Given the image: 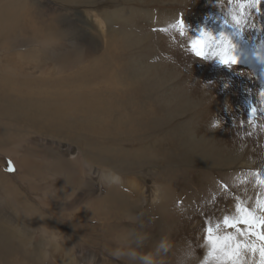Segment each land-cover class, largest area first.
<instances>
[{"label":"rangeland","instance_id":"1","mask_svg":"<svg viewBox=\"0 0 264 264\" xmlns=\"http://www.w3.org/2000/svg\"><path fill=\"white\" fill-rule=\"evenodd\" d=\"M237 15L236 0H0V105L12 108L0 110V173L68 250L52 259L23 245L35 228L15 233L0 214V264H243L244 255L261 264L248 247L233 260L208 241L258 245L245 224L226 222L253 210L262 219L264 6ZM201 29L226 36L240 63L221 64L219 43L198 59L190 44ZM81 81L104 110L67 138L44 120L80 104L67 92ZM6 151L56 192L66 183L53 172L66 164L74 187L43 209V192L20 183Z\"/></svg>","mask_w":264,"mask_h":264},{"label":"bare ground","instance_id":"2","mask_svg":"<svg viewBox=\"0 0 264 264\" xmlns=\"http://www.w3.org/2000/svg\"><path fill=\"white\" fill-rule=\"evenodd\" d=\"M245 83H247V82H245ZM90 85H91V83H89L87 81H81L80 84L79 83L76 84V82H74L73 85H72L73 87L68 90L67 94L70 95V96L75 97L76 99H79V103L80 104L77 106V103H76L77 101H76L74 103V105H67V106H62V107H54L52 109L51 113L44 120V125L47 126L48 128H50L54 133H56L58 135H62V133L65 132V134H66L65 137H67V138H69L72 135L71 134L72 131H76L77 129H84V130L92 129V127H90L91 126V122L89 120H94V119L98 120L95 114L99 115L104 110V107H103V104H102V99L100 98V96H98L96 94V92H92V96L93 97H91V96H87V94H85V93H90L89 92L90 89L88 90V88H86V89H84V91L79 89L80 87L84 88V86L90 87ZM247 85H248V83H247ZM260 87L261 86H259V89H260ZM0 90H2L1 87H0ZM97 90H100L99 87H97ZM261 91L264 94V85H262ZM114 92H116V91H114ZM127 93H129V95H132L134 93V89L128 90ZM14 94H17L19 97L21 96V92H19V91H12V95H14ZM86 98H88V99H86ZM262 102H264V101H262ZM259 109L261 111H264V103L260 105ZM0 110L2 112H4V113H7L9 111H12V108L10 106H8V105H0ZM57 131H59V133H57ZM74 133H76V132H74ZM19 143H20V141H19ZM6 152H9V151H6ZM9 153L13 154L12 152H9ZM259 153H260V151H259ZM15 154L17 156H15L14 154L13 155L15 156V158L17 160L18 168L20 169V173H19L20 183L26 185V187H28V189L31 190L32 193L33 192H35V193L43 192V194L41 195V199H42L41 207L43 209L44 208H46V209L47 208H50V209L53 208L55 206V204L58 201H61L62 197L64 195H66L68 191L71 190V187H74L75 176H74V174L72 175V171L68 170V167H67L66 164L65 165H57L55 167L56 173H54L55 171L53 170L54 171L53 175L61 176L64 179V182L66 183V185L64 186V188L60 192H56V191H53L54 186L52 184L42 183V181L36 179L33 175H31L29 173L30 171L28 172V169H27L29 167L26 166L27 163L25 164V162L21 158V155L19 153H17V152H15ZM76 162H77L75 164L76 169H73L74 173H76L77 171L81 172L82 168H83V162H82L81 159H78ZM39 167L43 169L42 165H39ZM103 179L105 181L109 182L110 185L113 184V183L114 184H123V185H125L124 178L120 177L119 175H116L114 173H108L106 176H104ZM12 185L13 184H9L8 182H6V180L4 179V176L0 173V214L3 217H5L3 219L4 220V224L6 226L8 225L11 229H13L15 231V233H16V231L18 232V229L24 223H27V224L33 226L35 228L34 230H36L35 234H37V236H32L33 235L32 234V235L27 236V238L24 237L22 239V241H21L22 244L27 246V247H30V246L33 245V242H36L38 248H40V249H41V247L43 248L44 255L46 257H49V258H52V259H54V258L62 259V256H61L62 255V251H67L68 252V250H66V247L60 245V243L58 241L59 239L57 238L55 233L51 230V228L49 227V225L46 222V220L40 215V213L38 214L36 211H34V209L30 208L29 205H28L29 203L27 204L26 202H24L21 199L22 197L20 198L18 193H16V192H19V191L15 192L14 191L15 187H13ZM253 194L254 193L252 192V195ZM24 196H23V198H24ZM254 196H256V195H254ZM259 205H260L261 217H262V219H264V199H263L262 202H260L258 204V206ZM258 206H257V208H258ZM254 212H256V210H253L252 212L251 211L246 212L243 215L249 217L250 215L254 214ZM10 219L12 221H13V219L15 220V222L17 223V225H16L17 228H15L14 226L13 227L11 226L12 223L10 222ZM23 228H20V229H23ZM1 231H2V229H1ZM240 231H237V230L234 231L233 230V233L236 234V232H240ZM220 233H222V232H220ZM226 235H228V234H226ZM215 237H216V235H215ZM220 237H222V234H221ZM240 237H241V235H240ZM221 239H223V237ZM36 244L33 245V246H36ZM253 244H254V242H253ZM247 247L250 250L249 251L250 255L258 253V252L252 251V246H250V244L247 245ZM69 250H70V248H69ZM216 250H214L213 252L216 253L217 251H219V250H217V251ZM211 252H212V250H211ZM213 252H212V254H213ZM222 252H223V250H222ZM219 254H220V251H219ZM244 254H246V253L242 252V255H244ZM214 255H212V256H214ZM221 255H219V256H221ZM226 255H227V253H226ZM241 258L243 260L242 261L243 264H257L258 263L257 261L260 260L259 253H258V255L255 256V261L257 263H254V261H252V259H250L248 256H245V255L243 257H241ZM208 259H210V257ZM227 259H229V257ZM212 261H214V260H212ZM223 263H225V262H223Z\"/></svg>","mask_w":264,"mask_h":264},{"label":"snow or ice","instance_id":"3","mask_svg":"<svg viewBox=\"0 0 264 264\" xmlns=\"http://www.w3.org/2000/svg\"><path fill=\"white\" fill-rule=\"evenodd\" d=\"M239 15L234 16L233 19L240 23L241 17L247 14V10L255 8L259 13L262 6H264V0H236ZM184 17L183 14L179 16V24L183 25ZM153 31H162V29L154 28ZM217 43L221 45L219 51L216 53L219 56V62L224 65L239 64V59L231 54V49L234 47L231 41L224 35H221L219 42L216 41L215 37L208 31L203 29L200 30L198 38L191 41L190 47L192 53L197 56L198 59H204L207 55V50L215 48ZM8 170L10 172L15 171L14 166L9 162ZM239 223H243L247 227V234L253 235L258 241V245H252V251L258 252L261 264H264V219L256 220L255 217H245L239 221L227 223L226 226L234 227ZM209 243H211L214 249L226 250L228 256L235 260L240 252L241 247H247V245H241L240 243L234 242V237L225 236L223 239L214 237L211 234L208 235Z\"/></svg>","mask_w":264,"mask_h":264}]
</instances>
